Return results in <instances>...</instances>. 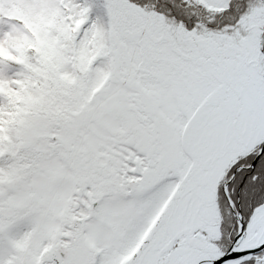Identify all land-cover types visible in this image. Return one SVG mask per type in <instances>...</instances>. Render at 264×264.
I'll return each mask as SVG.
<instances>
[{
	"label": "snow or ice",
	"instance_id": "1",
	"mask_svg": "<svg viewBox=\"0 0 264 264\" xmlns=\"http://www.w3.org/2000/svg\"><path fill=\"white\" fill-rule=\"evenodd\" d=\"M0 264H264V0H0Z\"/></svg>",
	"mask_w": 264,
	"mask_h": 264
}]
</instances>
